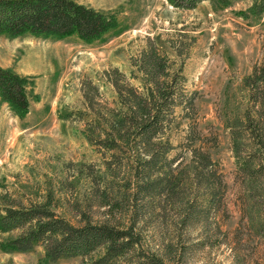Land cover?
I'll list each match as a JSON object with an SVG mask.
<instances>
[{
  "label": "rangeland",
  "instance_id": "obj_1",
  "mask_svg": "<svg viewBox=\"0 0 264 264\" xmlns=\"http://www.w3.org/2000/svg\"><path fill=\"white\" fill-rule=\"evenodd\" d=\"M74 1L114 16L117 26L87 42L76 35L0 34V67L30 82L26 114L18 116L0 102V197L8 193L24 205L50 200L52 210L75 225L77 206L93 222L130 224L138 201L133 202L134 183L126 189L125 184L134 180L136 154L121 141L117 150L95 143L106 135L86 132L87 122L96 119L84 93L92 83L99 90L94 108H117L118 95L104 78L113 69L146 93L137 65L150 43L171 63L168 82L177 74L181 96L160 139L169 146L166 159H175L179 185L172 200L165 194L154 198L150 213L137 216L141 248L170 264H264V233L256 229L258 214L245 192L243 159L234 157L229 128L234 115L251 108L242 79L264 63V12L256 16L248 10L260 0H230V6L205 0L190 10L175 9L166 0ZM69 113L74 116L64 118ZM80 113L85 118L77 120ZM112 154L120 156L121 167L108 162ZM199 160H205L216 184L213 200L193 175L203 171ZM112 184L118 194H127L121 204L128 212L110 216L93 198L96 188ZM10 236L0 234V244ZM88 262L75 257L52 263L41 246L18 253L0 245V264Z\"/></svg>",
  "mask_w": 264,
  "mask_h": 264
},
{
  "label": "trees",
  "instance_id": "obj_2",
  "mask_svg": "<svg viewBox=\"0 0 264 264\" xmlns=\"http://www.w3.org/2000/svg\"><path fill=\"white\" fill-rule=\"evenodd\" d=\"M166 1L175 9L190 10L205 0ZM218 1L221 6L231 5L230 0ZM248 10L260 16L264 12V0L253 4ZM116 26L114 16L74 0H0V34L8 36L28 33L60 38L76 35L87 42L100 38ZM139 57L137 66L148 86H145L146 93H140L128 83L118 69L104 74L105 81L118 95L117 108H94L96 102L93 99L99 95V90L92 83H86L84 93V102L96 119L87 122L86 132H96L98 138L101 133L106 135L95 143L107 150H117L121 145L118 141H121L130 145L131 151L136 154L134 180L125 184L126 189V186L134 183L133 202L140 201L139 205L138 202L134 204L130 224L124 227L114 226L107 221L93 222L77 206L75 211L79 218L75 225L56 214L50 200L24 205L4 193L0 197V234L11 233V236L0 244L3 251L26 253L41 246L52 263L80 257L83 261L88 259L89 264H170L157 253L145 252L141 248V236L135 230V223L142 211L150 213L155 207L154 198H161L165 194L172 200L179 185V176L174 177L172 169L175 159H166L169 146L162 142L160 135L170 126L173 107L179 103L177 100L181 94L177 88L176 73L168 82L171 63L164 53L156 51L148 43ZM29 85L25 76L0 67V102L7 104L18 116L28 112ZM241 88L251 108H246L242 116L234 115L229 128L234 157L237 162L243 159L241 171L247 179L245 192L254 202V212L258 214L256 229L264 233V63L242 79ZM72 115L65 114L64 118ZM81 117L85 118V113L78 114L76 119L80 120ZM234 127L238 128V134ZM121 160L120 156L112 154L108 162L121 167ZM198 163L203 171H194L193 175L197 180H204L199 181L213 200L216 184L211 178V170L207 169L205 160ZM119 191L113 184L101 191L96 188L93 198L98 200L99 207L107 208L110 216L115 210L126 213L128 210L123 209L121 201L128 200L127 194H118ZM90 209L91 206L86 212L90 213Z\"/></svg>",
  "mask_w": 264,
  "mask_h": 264
}]
</instances>
